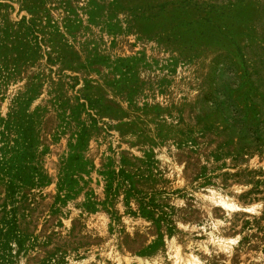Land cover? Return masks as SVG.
<instances>
[{
  "label": "rangeland",
  "instance_id": "rangeland-1",
  "mask_svg": "<svg viewBox=\"0 0 264 264\" xmlns=\"http://www.w3.org/2000/svg\"><path fill=\"white\" fill-rule=\"evenodd\" d=\"M0 264H264V0H0Z\"/></svg>",
  "mask_w": 264,
  "mask_h": 264
},
{
  "label": "bare ground",
  "instance_id": "bare-ground-1",
  "mask_svg": "<svg viewBox=\"0 0 264 264\" xmlns=\"http://www.w3.org/2000/svg\"><path fill=\"white\" fill-rule=\"evenodd\" d=\"M224 205H225V206H227V207L229 206V204H228V203H226V202L224 203Z\"/></svg>",
  "mask_w": 264,
  "mask_h": 264
}]
</instances>
